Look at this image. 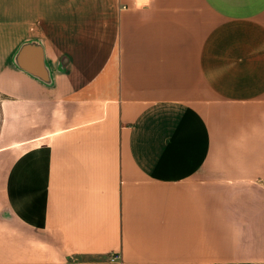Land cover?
Instances as JSON below:
<instances>
[{
	"label": "crops",
	"instance_id": "obj_1",
	"mask_svg": "<svg viewBox=\"0 0 264 264\" xmlns=\"http://www.w3.org/2000/svg\"><path fill=\"white\" fill-rule=\"evenodd\" d=\"M0 264H264V0H0Z\"/></svg>",
	"mask_w": 264,
	"mask_h": 264
}]
</instances>
